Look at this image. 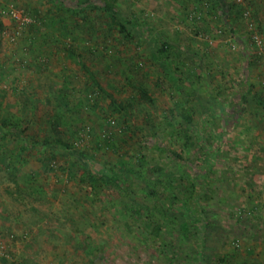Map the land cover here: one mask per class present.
I'll return each instance as SVG.
<instances>
[{
    "label": "rangeland",
    "instance_id": "rangeland-1",
    "mask_svg": "<svg viewBox=\"0 0 264 264\" xmlns=\"http://www.w3.org/2000/svg\"><path fill=\"white\" fill-rule=\"evenodd\" d=\"M229 1L245 5L236 21L215 0H118L124 32L103 9L0 0V113L26 129L25 142L0 131V264H264V57L252 40L264 0ZM163 42L176 45L173 77L154 57ZM112 98L128 111L114 113ZM58 106L76 155L46 144ZM92 169L117 182L93 193Z\"/></svg>",
    "mask_w": 264,
    "mask_h": 264
},
{
    "label": "trees",
    "instance_id": "trees-1",
    "mask_svg": "<svg viewBox=\"0 0 264 264\" xmlns=\"http://www.w3.org/2000/svg\"><path fill=\"white\" fill-rule=\"evenodd\" d=\"M52 1L56 4H58L56 6L59 8V10L65 11V12H67V11L64 9H67L68 11L71 10L74 12L80 11V13H81V12H84L85 9L88 7H91V9H93V10L94 9H100V10L103 9L106 13L110 14V20H111L110 22L114 23V25L119 26L120 30L124 31V32L128 29V25H132V23H130L131 21H127V22H120L119 21V19H118L119 18L118 0H82V1L78 0V2L73 4L72 7H69V6L66 7L64 2H62L63 0L62 1L61 0H52ZM66 1L72 2L71 0H66ZM212 6H214V9L219 8L221 10V11H219V13L224 18H226V17L228 18V17L234 15L235 21H236V19H239L238 17H236L235 14H239V12H241V9L243 11V9L245 7V5L241 2H235V1H229V0H215L214 4ZM51 15H52L51 12H48L45 15H42L40 13V15H39V9H37L35 11V16H38L39 18L41 17L43 22L51 23L50 20L53 19ZM56 17L57 18L54 20L57 21V23H56L57 25L58 24L60 25L62 23L66 24V22H65L66 20H64L65 17L60 16V13L59 14L57 13ZM55 21L53 22V24L52 23L51 24L54 25ZM32 26H35V24H33ZM0 27L1 28L3 27L2 22H0ZM64 29L67 33L66 35H69L70 31H69L68 26H65ZM143 31H145V30H143ZM232 31H234V30H232ZM157 50H158V52H156L155 56H154L155 59L160 60L161 63L164 64L166 74L170 77H173V74L175 73V71L168 67L170 62H169V59H167V58L170 56H174V55H172L173 53L176 55V51H177L176 45H174V44L171 45L169 43L163 42L157 48ZM69 52H70V55L72 57H74L75 59H77V61H79V57H78V55H76V50L71 49V50H69ZM163 58H166V59H163ZM176 76H178L179 78H177V79L173 78L174 82L172 81V83H175L176 88H180L182 86L184 87L185 86L184 80L187 76H184L183 73H178ZM92 78H93V80H95V76L92 75ZM139 92H140V97L144 101H147L153 105L156 104V98L153 97V95L149 92V90L147 88L140 86ZM172 93H174V92L172 91ZM242 95H243V98H242L243 99L242 103H243L244 101H246V93H243ZM111 101H112L111 105L114 104V108H113L114 113H123L124 108L126 111H128V107L125 106L124 104H117L116 99L112 98ZM180 104L181 103H177V106H180ZM64 106H68V104L66 103ZM61 107L62 106H58V108L54 111L52 118H51L52 121H51L50 131H51V133H53L54 141L50 142V139H47L46 144L51 145L55 149L63 148V150L66 151L67 153L76 155L78 153V151H77V147H75V144L73 145L72 143H70L69 141L64 139L65 137H64L63 130H62V126H64V124L66 123L65 119L67 118V112L60 109ZM181 109H184V107L181 106ZM127 113L128 112H126V114ZM12 116L8 117V116H4L0 113V131H2V133L4 132L3 133L4 136L12 133V134L16 135V137L20 138L21 140H23L25 142L23 134L26 132V129L24 126H22L23 119L17 115H12ZM184 117H185L184 120H185L186 124L182 123V126H184V127L189 126L191 129H194L192 131H196L197 125L195 124L193 116L184 115ZM124 128H125V126H124ZM178 131H180V129H177V132ZM204 138L201 139V142ZM113 142L114 141L110 138L105 139V143L107 144L108 147L112 146L115 148V145ZM154 142H155V139H148L147 141H145L141 144L143 145V147H145V146H150L151 143L154 144ZM104 144H103V147H104ZM99 145H100V143H99ZM159 145H162V144L159 143ZM24 148L25 149L27 148L25 143H24ZM209 153H210V151H208V154ZM78 155H79L78 157L80 158L79 161H81L84 164V166H89V162H90L89 161V159H90L89 154H87L86 151H81V152H79ZM169 156L171 158H173V160L175 162L179 163V162L183 161L182 155L176 151H171ZM208 159L211 160L210 156H208L206 158L205 163H204L205 165H207V163L210 162V161H208ZM187 162L188 161H186L185 163H187ZM207 166L209 167L211 165H207ZM204 168L205 167H203V169ZM101 169H102V167H101ZM92 170H93L92 172L91 171L89 172V174H90L89 182L91 185L89 187V189L92 190V192L95 194H98L99 192L104 191L105 188L113 187L115 185V183L117 182V176L115 173H110V172L107 173L105 171L101 172V171L96 170V169H92ZM81 180L86 183V179L84 177H81ZM193 183L194 182H192V185H193ZM193 200H195V199H193ZM189 208L191 210L190 206H189ZM161 230H162V226L159 224L153 230V234L156 237H160L161 241L164 242V240H163L164 238H163V234H162ZM163 245L165 247V243Z\"/></svg>",
    "mask_w": 264,
    "mask_h": 264
},
{
    "label": "built area",
    "instance_id": "built-area-1",
    "mask_svg": "<svg viewBox=\"0 0 264 264\" xmlns=\"http://www.w3.org/2000/svg\"><path fill=\"white\" fill-rule=\"evenodd\" d=\"M14 9H11V10H12V14L15 17V19L23 20L26 22L30 21V19H28V16L23 15L21 11L14 10ZM256 32L258 31H254V33L252 34L253 36L252 40H253L254 45L256 44V46L258 47V50H259L258 53L260 54V56L264 57V32H258V33ZM110 123L115 124L116 123L115 119H112Z\"/></svg>",
    "mask_w": 264,
    "mask_h": 264
},
{
    "label": "crops",
    "instance_id": "crops-1",
    "mask_svg": "<svg viewBox=\"0 0 264 264\" xmlns=\"http://www.w3.org/2000/svg\"><path fill=\"white\" fill-rule=\"evenodd\" d=\"M162 2V0H153V2H154V4H155V2ZM165 2H168V0H164ZM42 12V11H41ZM56 14L57 13H52V18L53 19H51L50 21H51V23L53 24V22L55 21L54 19H56L57 17H56ZM59 14V13H58ZM56 23H57V21H55V24L53 25L54 27H55V25H56ZM59 25V24H58ZM54 27L52 28V29H54ZM41 32H43V29H41ZM76 36V35H75ZM155 67H157L156 65H155Z\"/></svg>",
    "mask_w": 264,
    "mask_h": 264
}]
</instances>
